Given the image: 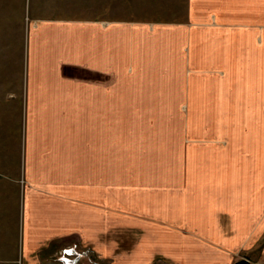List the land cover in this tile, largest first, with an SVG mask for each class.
Segmentation results:
<instances>
[{
    "label": "rangeland",
    "instance_id": "374dc122",
    "mask_svg": "<svg viewBox=\"0 0 264 264\" xmlns=\"http://www.w3.org/2000/svg\"><path fill=\"white\" fill-rule=\"evenodd\" d=\"M35 2L0 0V64H17ZM63 3L81 14L80 0ZM214 3H100L122 34L119 79L134 86L123 96L136 103L121 106L116 126L106 122L105 213L80 220L73 239L85 251L79 264H264V0L217 18ZM245 8L262 16L240 17ZM141 32L150 34L136 39ZM225 145L234 154L226 208L219 194L210 196L213 174L220 192L211 162L225 157ZM9 188L0 185L8 230L10 199L23 195ZM59 250L45 264H58Z\"/></svg>",
    "mask_w": 264,
    "mask_h": 264
},
{
    "label": "crops",
    "instance_id": "0c3cea01",
    "mask_svg": "<svg viewBox=\"0 0 264 264\" xmlns=\"http://www.w3.org/2000/svg\"><path fill=\"white\" fill-rule=\"evenodd\" d=\"M35 1L17 64H0V185L8 192L10 186L23 191L22 202L10 199L15 204L9 230L0 203V250L12 254L1 253L0 264H45L57 249L74 244V233L83 228L80 220L104 217L106 122L116 126L122 121L121 106L136 103L132 95L123 96L134 86L119 79L122 34L117 22L105 19L102 0H80L77 16L73 7L60 4L67 0ZM247 1L215 0L213 18L227 17ZM249 6L255 9L259 3ZM238 12L240 17L262 16L246 8ZM149 34L138 33L136 39ZM111 73L114 80L107 83ZM232 147L223 146L225 157L211 162L220 175V192L213 174L210 196L218 199L219 194L225 208L234 191L228 171ZM5 194L0 200L8 204Z\"/></svg>",
    "mask_w": 264,
    "mask_h": 264
},
{
    "label": "built area",
    "instance_id": "2783aa9c",
    "mask_svg": "<svg viewBox=\"0 0 264 264\" xmlns=\"http://www.w3.org/2000/svg\"><path fill=\"white\" fill-rule=\"evenodd\" d=\"M76 244L60 249L56 255L58 264H79L83 260L85 251L77 248Z\"/></svg>",
    "mask_w": 264,
    "mask_h": 264
},
{
    "label": "water",
    "instance_id": "95a60500",
    "mask_svg": "<svg viewBox=\"0 0 264 264\" xmlns=\"http://www.w3.org/2000/svg\"><path fill=\"white\" fill-rule=\"evenodd\" d=\"M248 262L246 260H240L236 262L235 264H247Z\"/></svg>",
    "mask_w": 264,
    "mask_h": 264
}]
</instances>
